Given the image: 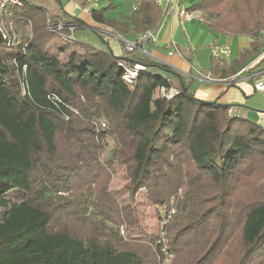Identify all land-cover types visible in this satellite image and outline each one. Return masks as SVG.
<instances>
[{"label": "trees", "instance_id": "obj_1", "mask_svg": "<svg viewBox=\"0 0 264 264\" xmlns=\"http://www.w3.org/2000/svg\"><path fill=\"white\" fill-rule=\"evenodd\" d=\"M91 1L71 0L91 4V20L118 37L154 31L162 16L155 0ZM118 8L119 19L107 16ZM187 10L217 35L250 39L235 59L212 57L210 78L231 79L262 54L264 0H197ZM11 11L14 28L31 33L18 42L0 35V264L150 261L143 246L106 239L80 217L93 205L107 215L108 178L97 173L98 138L71 136L72 117L63 123L58 99L105 119L117 145L111 159L126 166L130 192L168 208L180 191L177 216L166 226L178 264H264V125L196 98L180 75L148 56H114L108 47L61 38L28 0ZM68 23L85 25L76 17ZM136 63L144 69L126 78ZM255 71L253 84L261 79ZM170 87L178 94L155 97L142 117L148 96ZM60 139L71 148L61 151ZM93 178L95 202L86 193Z\"/></svg>", "mask_w": 264, "mask_h": 264}, {"label": "rangeland", "instance_id": "obj_2", "mask_svg": "<svg viewBox=\"0 0 264 264\" xmlns=\"http://www.w3.org/2000/svg\"><path fill=\"white\" fill-rule=\"evenodd\" d=\"M69 1L71 0H29L32 5L40 7L46 12L45 20L46 16L51 17V15L58 10V4L64 6L69 3ZM116 1V3L122 5V0ZM99 4L101 3H98V5ZM120 11L122 12V10ZM109 14L110 17L118 16L116 11L110 12ZM81 16L84 17L85 15L82 14ZM30 33L31 27H25L24 29L15 28L13 34H9V37L15 35L16 38H23L29 36ZM75 37L79 43L93 46L96 50L105 49L103 37L92 29H77L75 31ZM115 37L120 39L118 36ZM258 38L262 40L264 44V32L260 33ZM233 40L235 41L233 42L232 50H230L232 58L235 59L239 56V51L241 49L238 42H236L237 38L234 37ZM262 51L264 56V49ZM197 56L200 57V60L204 57L203 53ZM260 56L255 58L256 62L250 69L256 67L253 69L256 70V77L264 79V63L259 65ZM206 79H208V77H206ZM173 84L175 85V83ZM172 89L178 91L175 87ZM161 93V90H156L151 96H148L142 107V117H147L150 114L153 99L160 96ZM262 97L264 96L262 95ZM56 104L57 107L61 108V114L64 115L62 119L63 123L69 122L70 117H72L70 123L75 127V130H78L80 127H85L84 130L80 131L71 130V136L76 137L78 141L92 136L98 138L97 142L99 146L96 160L99 166L98 169L100 170L97 173H104L108 178L105 181L106 192L109 194L111 204L110 207L106 208L107 215L103 216L101 213L103 210L99 211L93 205V207L89 206L80 217H85L84 219H87V222L95 224L102 232L103 230L106 231L107 236L104 237L106 239H108L109 235H112L117 243L121 245L126 244L133 247L143 246L145 248V258L150 260L147 264H178L177 253H174L171 248L166 226L170 227L174 216H177L180 191L175 198L168 201V208L151 203L147 199V194L144 192H130L128 187L131 185V182L127 174L126 166L111 159L113 156L112 152L116 150L117 145L113 138L111 128L108 126L105 119L83 114L75 104L63 102L61 99H58ZM59 147L61 151L63 148H71L70 145L66 146L63 144L62 139L59 140ZM95 180L97 179L93 178L86 189V193L91 202H95L96 198L97 185L94 183ZM76 225H79V223ZM237 249L238 244L234 241L232 243V263L233 254ZM182 254H185V252ZM215 257L217 260L218 256ZM217 263H219V261Z\"/></svg>", "mask_w": 264, "mask_h": 264}, {"label": "crops", "instance_id": "obj_3", "mask_svg": "<svg viewBox=\"0 0 264 264\" xmlns=\"http://www.w3.org/2000/svg\"><path fill=\"white\" fill-rule=\"evenodd\" d=\"M196 1L180 0V5L188 9ZM58 6V10L51 17L62 18L67 21L70 17H76L81 20L85 25L82 27L76 26V30L88 28L95 31L103 37V42L107 43L105 49L108 47L114 56H141L138 53L124 55L122 51L123 41L135 42L139 35H130L117 39L111 34L110 29L94 23L89 15L74 10L71 1L64 6L62 4H58ZM119 12V8L116 9V14ZM163 13L164 11L154 30V39L152 41L149 40L145 45L149 58L167 66L180 75L185 84L189 85L190 90L194 92L196 98L230 105L236 109L240 116L264 125L262 123L264 121V97L262 95L264 96V94L254 90L253 81L251 75H249L253 71L248 73V70L256 60L250 62L231 79L214 80L210 78L208 70L213 56L212 49L215 46H228L232 50V45L235 41L233 40L234 37L215 34L204 24L198 12L194 13L196 19L192 23H181L175 11H169L167 14ZM82 14L85 16H81ZM107 16L110 17V14L107 13ZM115 18L119 19L118 16ZM235 38H237L236 42L240 45L241 50L239 53L248 48L250 41L248 37L238 36ZM171 43H174L177 52L169 56L168 52L170 51ZM202 53L204 57L200 60L197 55ZM262 57L263 54L259 59ZM231 59H233L232 56L227 61ZM163 74L168 79L172 77L171 73L164 72Z\"/></svg>", "mask_w": 264, "mask_h": 264}, {"label": "built area", "instance_id": "obj_4", "mask_svg": "<svg viewBox=\"0 0 264 264\" xmlns=\"http://www.w3.org/2000/svg\"><path fill=\"white\" fill-rule=\"evenodd\" d=\"M27 0H0V35L4 40L8 42H18L19 38H16L15 35L9 37V34H13L15 28L11 21L12 16V8L21 7L24 2ZM96 0H92L90 3H95ZM155 3L161 7L163 14H167L169 11H175L176 15L181 23H192L196 17L193 12L188 11L180 5V0H155ZM90 5H82L79 2H72V7L74 10H77L85 15L90 14ZM46 26L48 30L56 33L61 38L65 40L75 41L76 39L72 36V34L64 35L63 30L68 29L70 33L75 30V26L72 24H68L67 20L62 18H52L46 16ZM30 36V35H29ZM154 39V31H147L145 34L140 35L135 42H126L123 41V53L124 55H132L138 53L142 56H148L149 53L146 50V43L149 40ZM177 52L176 46L174 43L170 44V51L168 52L169 56H172ZM212 55L216 58H230L231 50L228 46H215L212 49ZM144 69V67L138 63L134 64L131 69L126 70V78L128 76H135L137 71ZM253 88L255 91L264 94V80L259 79L254 82ZM161 96H164L167 99L173 98L178 94V91L170 88L169 90H165L161 88ZM234 111V110H233ZM232 112V109L230 110ZM235 113V111H234ZM264 123V121H262Z\"/></svg>", "mask_w": 264, "mask_h": 264}, {"label": "water", "instance_id": "obj_5", "mask_svg": "<svg viewBox=\"0 0 264 264\" xmlns=\"http://www.w3.org/2000/svg\"><path fill=\"white\" fill-rule=\"evenodd\" d=\"M67 23H68V21H67ZM68 24H70V23H68ZM75 31H76V28H75V30H73L71 33H70V31L66 28V29H64L63 30V34L64 35H69V34H72V36L76 39V37H75ZM141 65V64H140ZM170 88H173V87H170ZM165 90H169V89H165ZM161 97H163V98H165L164 96H161ZM166 100H169V99H167V98H165ZM232 109V112H230V110ZM235 111V113H234V111ZM235 114H238L237 113V111H236V109L234 108V107H230L229 108V110H228V115L229 116H233V115H235Z\"/></svg>", "mask_w": 264, "mask_h": 264}]
</instances>
